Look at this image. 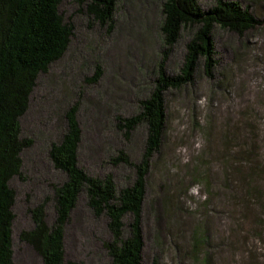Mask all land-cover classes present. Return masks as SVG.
I'll list each match as a JSON object with an SVG mask.
<instances>
[{
  "label": "trees",
  "instance_id": "obj_1",
  "mask_svg": "<svg viewBox=\"0 0 264 264\" xmlns=\"http://www.w3.org/2000/svg\"><path fill=\"white\" fill-rule=\"evenodd\" d=\"M79 2L85 6L87 16L109 35L116 28L117 13L123 5L138 3L147 10L152 6L159 10L158 48L145 72L148 90L137 98L136 111L112 116L115 130L125 141L144 126L142 152L136 161L122 148L109 155L107 163L112 167L132 171V179L124 185L118 186L112 172H88L79 164L84 131L78 120L79 105L72 104L63 112V132L48 147V158L64 179L52 185L51 196L29 209L33 225L23 230L20 238L42 264H79L66 259L64 234L82 195L95 217L107 218L110 238L102 243L107 264H144L143 209L152 167L168 138V98L187 95L201 73L211 81L217 78V30L242 36L264 20L240 0H214L208 7L201 6L199 0ZM61 3L0 0V264H15V192L10 181L21 175V154L32 144L31 139L22 137L20 120L29 107L39 75L65 56L74 34L73 24L65 21L59 11ZM181 41L182 60L170 71L169 59ZM145 64L142 60L137 68L142 70ZM102 74L100 63H96L88 81L96 83ZM234 115L220 118L219 123L212 120L213 125H207L211 128L208 144L178 170L200 189V199L191 208L197 214L196 223L187 237L197 264H264V122L249 105L238 112V118ZM192 120L193 125L201 124L194 117ZM166 187V182H161L153 199L158 251L164 238L181 237L183 224L172 211L175 205ZM189 196L193 195L189 192ZM49 200L55 214L51 224L45 209ZM214 213L222 214L218 215L225 220L223 228L213 222ZM153 264H159L158 254Z\"/></svg>",
  "mask_w": 264,
  "mask_h": 264
},
{
  "label": "rangeland",
  "instance_id": "obj_2",
  "mask_svg": "<svg viewBox=\"0 0 264 264\" xmlns=\"http://www.w3.org/2000/svg\"><path fill=\"white\" fill-rule=\"evenodd\" d=\"M213 1L199 0L203 7L210 6ZM240 2L243 6L250 5L252 12L264 20V0ZM59 11L65 21L73 24L72 41L65 56L53 63L47 73L39 75L29 107L20 120L21 135L31 139L32 144L21 154V175L10 181L15 192L12 225L15 264H42L34 250L21 240L20 234L33 225L29 209L45 196H51L52 185L64 179V175L53 168L48 147L63 132V112L67 108L76 102L79 105L78 120L84 131L80 166L98 175L112 172L118 186L132 179V171L122 166L112 167L107 163L109 155L122 148L133 161L138 160L145 135L144 126H139L125 141L115 130L112 116L136 111L137 98L148 90L145 72L158 48V8L152 6L147 10L138 3L123 5L117 13L116 28L110 35L87 16L79 0H62ZM216 32L217 78L211 81L201 73L195 88L187 95L168 98L171 119L168 138L152 167L143 209L144 264H153L156 254L159 264H197L187 237L196 223L197 214L191 208H195V201L200 199V189L178 170L208 144L206 138L209 133L211 135L208 126L213 125L212 120L219 123L220 118L228 114L238 118V112L249 105L264 122V23L242 36L221 30ZM183 53L181 41L169 59L170 71L178 67ZM142 60L146 64L140 70L137 65ZM96 63H100L103 74L98 82L91 83L88 78L93 75ZM193 117L201 124L193 125ZM161 182H166V194L175 205L172 211L182 218L183 224L181 237L164 238L158 251L154 241L153 199ZM189 192L193 196H189ZM45 209L46 220L51 224L55 214L50 200ZM218 214L221 213H214V220L211 219L223 228L225 220ZM71 215L64 234L66 259L79 264H107L108 256L102 245L103 240L110 238L107 218L95 217L82 195Z\"/></svg>",
  "mask_w": 264,
  "mask_h": 264
}]
</instances>
